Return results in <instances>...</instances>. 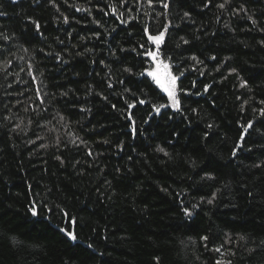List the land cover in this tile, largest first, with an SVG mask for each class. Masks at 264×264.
Masks as SVG:
<instances>
[{"label":"trees","instance_id":"16d2710c","mask_svg":"<svg viewBox=\"0 0 264 264\" xmlns=\"http://www.w3.org/2000/svg\"><path fill=\"white\" fill-rule=\"evenodd\" d=\"M222 3L0 0V264H264V0Z\"/></svg>","mask_w":264,"mask_h":264},{"label":"snow or ice","instance_id":"6c2138e0","mask_svg":"<svg viewBox=\"0 0 264 264\" xmlns=\"http://www.w3.org/2000/svg\"><path fill=\"white\" fill-rule=\"evenodd\" d=\"M40 0H34V3H39ZM51 2L54 4V0H51ZM228 2V0H225V3H222L219 5L220 8H224L225 4ZM149 3H151V0H149ZM168 3H163V7L165 9L168 8ZM207 6V5H206ZM79 10V9H78ZM116 9H113V12H115ZM0 15H3V13H0ZM185 16L188 15V13L184 14ZM251 19V17H250ZM64 22L67 23L68 22V18L64 17ZM254 22V21H253ZM31 23L35 25V30L37 33H40V29H41V24L38 20H31ZM98 23V22H97ZM148 29L145 28V32H147ZM167 31V25H165V29L164 31L159 32V34L157 35H149L148 39L150 41H152L157 48V51H152L149 50L146 52V55L151 57V59L153 60V62L155 63V68H153L152 70L147 71V75L152 77L153 80H155V82L160 85L163 90L167 93L169 100L171 101V106L177 110H179L180 108V100L177 97V80L179 79V76L177 75H173L171 73V71H169V67L170 65L164 63V61L160 60V52L158 51L160 48V45L164 42L165 39V32ZM5 39H7V37H5ZM183 40V37L181 38ZM183 42L185 44L188 43L187 40H183ZM179 47V45H177ZM193 60H196L197 58L195 56L192 57ZM214 59V57H213ZM125 71H131V69H125ZM141 75H144V73H141ZM180 75H183V73H180ZM139 103L144 104L145 101L144 100H140ZM113 107H115V105H113ZM129 107H134V105H129ZM166 107V105H159L158 107H155V112L159 113L161 108ZM261 115L264 116V110H261ZM253 124L252 122H249L247 127L244 129L245 132L248 131L249 128H252ZM209 127H211V125H209ZM241 141L244 140V137L241 136ZM237 149L242 148V144H237L236 145ZM91 154V153H90ZM237 155V152L234 150L232 152V156L235 157ZM212 201L209 200L208 203H211ZM185 214L190 215V212L188 209H184ZM32 214L36 215V209L33 208L32 209ZM63 231V230H62ZM67 235L72 239V240H76L77 236L73 233V232H67ZM205 239H207L205 237ZM89 247H91V245H89ZM216 251H220L219 248L216 249ZM217 264H220V262L218 261ZM230 264V262H229Z\"/></svg>","mask_w":264,"mask_h":264},{"label":"rangeland","instance_id":"374dc122","mask_svg":"<svg viewBox=\"0 0 264 264\" xmlns=\"http://www.w3.org/2000/svg\"><path fill=\"white\" fill-rule=\"evenodd\" d=\"M152 51H154V50H152ZM149 57V56H148ZM160 58V57H159ZM149 59H150V63H149V65H151L150 66V69L149 70H152L153 68H155V63L153 62V60L151 59V57H149ZM160 60H162L161 58H160ZM163 61V60H162ZM164 63H166V62H164ZM167 64V63H166ZM149 70H147V71H149ZM147 71H146V74H147ZM169 71H170V69H169ZM150 77V76H149ZM151 79H152V77H150ZM153 80V79H152ZM153 82H154V84L167 96V98H168V106L170 107V108H172L173 110H175V108H173L172 106H171V101L169 100V97H168V95H167V93L163 90V88L160 86V85H158L156 82H155V80H153ZM220 263H225V258L223 257V258H221V260H220Z\"/></svg>","mask_w":264,"mask_h":264}]
</instances>
